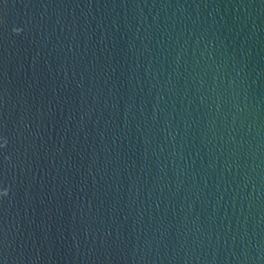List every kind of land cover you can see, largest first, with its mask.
<instances>
[{"label":"water","instance_id":"water-1","mask_svg":"<svg viewBox=\"0 0 264 264\" xmlns=\"http://www.w3.org/2000/svg\"><path fill=\"white\" fill-rule=\"evenodd\" d=\"M0 264H264V0H0Z\"/></svg>","mask_w":264,"mask_h":264},{"label":"clouds","instance_id":"clouds-1","mask_svg":"<svg viewBox=\"0 0 264 264\" xmlns=\"http://www.w3.org/2000/svg\"><path fill=\"white\" fill-rule=\"evenodd\" d=\"M15 33H16V34H19V31L17 30V31H15ZM5 195H7V193H5Z\"/></svg>","mask_w":264,"mask_h":264}]
</instances>
